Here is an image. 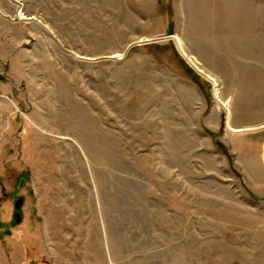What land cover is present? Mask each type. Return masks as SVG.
<instances>
[{"label":"rangeland","instance_id":"374dc122","mask_svg":"<svg viewBox=\"0 0 264 264\" xmlns=\"http://www.w3.org/2000/svg\"><path fill=\"white\" fill-rule=\"evenodd\" d=\"M0 100V264H264V0H0Z\"/></svg>","mask_w":264,"mask_h":264},{"label":"crops","instance_id":"0c3cea01","mask_svg":"<svg viewBox=\"0 0 264 264\" xmlns=\"http://www.w3.org/2000/svg\"><path fill=\"white\" fill-rule=\"evenodd\" d=\"M2 114H3V104L2 101L0 100V125L2 121ZM237 149L241 151L240 154L244 155V157L246 155L249 158L247 159V163L245 164V166L248 168H252V176L256 175L258 181H260L261 179L262 182L263 181L262 179H264V131L262 132L259 144H257V146L253 144L251 147L242 146ZM256 169L257 171H255Z\"/></svg>","mask_w":264,"mask_h":264},{"label":"bare ground","instance_id":"6f19581e","mask_svg":"<svg viewBox=\"0 0 264 264\" xmlns=\"http://www.w3.org/2000/svg\"><path fill=\"white\" fill-rule=\"evenodd\" d=\"M178 40L180 41V39L177 38V42H178V44L181 45V44L179 43ZM182 49H183V48H182ZM182 51H183V50H182ZM183 54H184L186 57H188L187 54H186L184 51H183ZM188 61L191 63V65H192L193 67L197 68V69L200 70L202 73L206 74L202 69L198 68V66L194 63V61H193L191 58L188 57ZM210 77H211V76H210ZM211 78H212V77H211Z\"/></svg>","mask_w":264,"mask_h":264},{"label":"water","instance_id":"95a60500","mask_svg":"<svg viewBox=\"0 0 264 264\" xmlns=\"http://www.w3.org/2000/svg\"><path fill=\"white\" fill-rule=\"evenodd\" d=\"M20 16H21V18H26L23 14H20ZM167 38H172V36L171 37H167ZM200 71V70H199ZM201 72V71H200ZM202 73V72H201ZM212 81H214L215 82V84H216V81L213 79V78H211L210 76H208ZM262 127H264V126H262ZM230 129H232V130H234V131H248V130H255V128H245V129H240V130H237V129H233L231 126H230Z\"/></svg>","mask_w":264,"mask_h":264}]
</instances>
